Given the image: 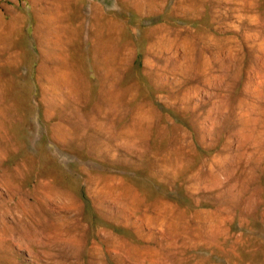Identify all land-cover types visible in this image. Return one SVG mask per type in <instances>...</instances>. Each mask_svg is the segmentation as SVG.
Segmentation results:
<instances>
[{"label":"rangeland","instance_id":"obj_1","mask_svg":"<svg viewBox=\"0 0 264 264\" xmlns=\"http://www.w3.org/2000/svg\"><path fill=\"white\" fill-rule=\"evenodd\" d=\"M13 16L0 264H264V0H0ZM39 31L67 40L75 88L39 81Z\"/></svg>","mask_w":264,"mask_h":264},{"label":"bare ground","instance_id":"obj_2","mask_svg":"<svg viewBox=\"0 0 264 264\" xmlns=\"http://www.w3.org/2000/svg\"><path fill=\"white\" fill-rule=\"evenodd\" d=\"M102 19H103V17H102ZM4 20H5L4 18H0V68H1L0 69V81L2 80V78H7V79H6V81H4V83H2V85H4V86L3 87L1 86L2 93H0V95L3 94L4 98H10V97L14 96L17 99V97H18L17 92H18V90H20V86L17 82L18 78L20 76L19 71H20L21 66L25 64L27 59L25 58L26 57L24 54L25 52L23 51L22 46H21L20 26H19V22H18L19 18L13 16L11 19H7L6 21H4ZM96 20H99V19H96ZM47 22L51 26V23H50L51 21L47 20ZM108 28L110 29L108 36L103 33V30L101 28L97 32L95 31L96 32V34H95L96 40H95V43L92 45V52H93L94 58H95V60H94L95 64L94 65L97 69L98 75H99L100 71L102 70V65H104V67H105V65H110L116 56L117 49H116L115 42H114L115 39L113 38V25H108ZM95 30H97V29H95ZM39 32H41V31H39ZM40 36H41L40 37V43L45 44V45L47 44V45L45 46L46 48L42 49V60H41V63L38 67V74L37 75H38L39 81H47V82L52 83V91L53 92H55L61 88H70V87L75 88V86H76V82H75L76 75H74L75 73L73 71V64H72V62H70L71 61L70 55H69L70 50L68 51V48H67L68 47L67 40L64 39L62 35H57V36L52 37L49 35V32H47V31L41 32ZM70 42H71V40H70ZM77 49H78V47H77ZM72 52H73V50H72ZM80 53H81V51H80ZM73 58H75V57H73ZM78 58H80V57L77 56V58H75V59L78 60ZM81 63H83V62H81ZM80 69L78 68V70H80ZM76 79H78V78H76ZM97 80H98L97 83H99L97 91L101 95V93H103L102 81H104V80H102L101 75L98 76ZM79 81H77V82H79ZM81 85H83V84H81ZM76 88H78V87H76ZM22 101H21V104H23ZM27 101L28 100H26V102ZM19 102H20V100H19ZM16 106H18V105H16ZM0 110H2L1 107H0ZM2 115H4V114L2 113Z\"/></svg>","mask_w":264,"mask_h":264}]
</instances>
